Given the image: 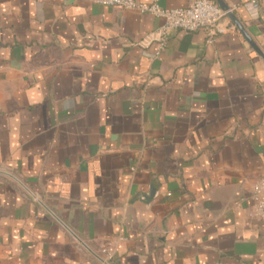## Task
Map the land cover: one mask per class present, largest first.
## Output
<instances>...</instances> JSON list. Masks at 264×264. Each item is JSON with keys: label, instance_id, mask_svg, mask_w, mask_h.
Wrapping results in <instances>:
<instances>
[{"label": "crops", "instance_id": "crops-1", "mask_svg": "<svg viewBox=\"0 0 264 264\" xmlns=\"http://www.w3.org/2000/svg\"><path fill=\"white\" fill-rule=\"evenodd\" d=\"M221 1L264 57V0ZM160 24L0 0V264H264V61L232 23L155 56Z\"/></svg>", "mask_w": 264, "mask_h": 264}, {"label": "built area", "instance_id": "built-area-1", "mask_svg": "<svg viewBox=\"0 0 264 264\" xmlns=\"http://www.w3.org/2000/svg\"><path fill=\"white\" fill-rule=\"evenodd\" d=\"M89 3L102 7L118 8L124 11H133L139 14H148L161 20L159 27L139 44L147 47L155 42L158 52L162 50L168 37L176 31L183 33L202 32L206 43L211 44L216 36L224 35L232 28L227 12L219 8L214 0H193L190 5L182 9H163L155 3L143 4L136 0H86ZM253 7H257L258 0H252ZM249 216L264 221V177H261L253 186L249 199ZM119 240L110 241L100 247L98 257L103 263L111 264Z\"/></svg>", "mask_w": 264, "mask_h": 264}, {"label": "water", "instance_id": "water-1", "mask_svg": "<svg viewBox=\"0 0 264 264\" xmlns=\"http://www.w3.org/2000/svg\"><path fill=\"white\" fill-rule=\"evenodd\" d=\"M216 4L219 6V8L223 11H228V7L222 3L221 0H215ZM227 18L230 20V22L236 27V29H238V31L243 35V37L246 39V41L250 44V46L254 49V51L256 53H258L263 61H264V57L263 55L260 53V51L258 50V48L252 43V41L249 39V37L246 35V33L244 32L241 24L237 21V19L235 18L234 14L232 12H227ZM0 174L6 175L8 177H11L10 175L6 174V173H2L0 172ZM12 178V177H11ZM99 259V258H98ZM101 261V259H99ZM102 262V261H101ZM106 264V263H103Z\"/></svg>", "mask_w": 264, "mask_h": 264}]
</instances>
